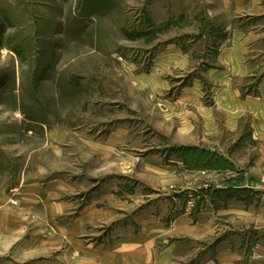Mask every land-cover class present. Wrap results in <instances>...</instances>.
Masks as SVG:
<instances>
[{
	"label": "rangeland",
	"instance_id": "1",
	"mask_svg": "<svg viewBox=\"0 0 264 264\" xmlns=\"http://www.w3.org/2000/svg\"><path fill=\"white\" fill-rule=\"evenodd\" d=\"M209 9L203 0H0V206L55 201L46 188L65 182L75 189L66 199L113 213L86 242L157 227L161 249L200 246L176 264L214 252L213 210L230 197L216 188L233 169L194 160L248 150L235 148L238 134L217 112L220 37H203ZM187 211L194 222L212 218L208 236L168 235ZM46 215L40 207L23 219L29 238Z\"/></svg>",
	"mask_w": 264,
	"mask_h": 264
},
{
	"label": "crops",
	"instance_id": "2",
	"mask_svg": "<svg viewBox=\"0 0 264 264\" xmlns=\"http://www.w3.org/2000/svg\"><path fill=\"white\" fill-rule=\"evenodd\" d=\"M203 3L216 6L206 15L203 37L215 31L220 37L213 69L217 72V112L226 114L227 128L238 134L235 148L248 150V155L230 157L218 151L223 163L233 169L227 182L222 179L216 188L218 197L230 195L213 210L222 239L214 252L204 253L193 264H264V0ZM195 99L203 110L197 95ZM49 188L46 197L56 195L55 201L41 206H0V264H176V259L197 257L200 246L196 248L195 243L189 248L172 243L161 249L160 243L167 237L162 236V227H153L135 239L119 234L120 239L108 245L86 242L83 237L91 234L97 220L113 218L111 210L98 201L82 207L66 199L75 189L70 191L65 182L57 190ZM107 199H113L112 194ZM40 207L47 217H41L35 235L29 238L24 220ZM211 220L202 217L194 222L187 211L173 221L167 233L198 240L210 234ZM187 251L188 256L175 257L177 252Z\"/></svg>",
	"mask_w": 264,
	"mask_h": 264
},
{
	"label": "trees",
	"instance_id": "3",
	"mask_svg": "<svg viewBox=\"0 0 264 264\" xmlns=\"http://www.w3.org/2000/svg\"><path fill=\"white\" fill-rule=\"evenodd\" d=\"M197 162L198 165L205 166V167H215L220 168L224 165L223 159L221 156L218 155L216 158H212L210 161L202 162L200 159L194 160V162Z\"/></svg>",
	"mask_w": 264,
	"mask_h": 264
}]
</instances>
